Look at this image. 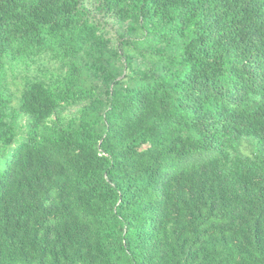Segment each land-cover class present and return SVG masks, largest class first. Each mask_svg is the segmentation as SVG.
<instances>
[{"label":"trees","instance_id":"obj_1","mask_svg":"<svg viewBox=\"0 0 264 264\" xmlns=\"http://www.w3.org/2000/svg\"><path fill=\"white\" fill-rule=\"evenodd\" d=\"M0 264H264V0H0Z\"/></svg>","mask_w":264,"mask_h":264}]
</instances>
